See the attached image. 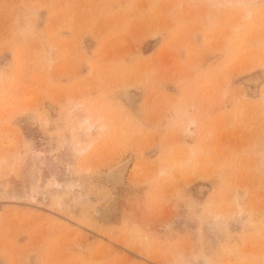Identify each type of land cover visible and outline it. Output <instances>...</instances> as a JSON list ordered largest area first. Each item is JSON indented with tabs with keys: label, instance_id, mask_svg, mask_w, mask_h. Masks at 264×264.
Here are the masks:
<instances>
[{
	"label": "rangeland",
	"instance_id": "1",
	"mask_svg": "<svg viewBox=\"0 0 264 264\" xmlns=\"http://www.w3.org/2000/svg\"><path fill=\"white\" fill-rule=\"evenodd\" d=\"M197 258L264 264V0H0V264Z\"/></svg>",
	"mask_w": 264,
	"mask_h": 264
},
{
	"label": "bare ground",
	"instance_id": "2",
	"mask_svg": "<svg viewBox=\"0 0 264 264\" xmlns=\"http://www.w3.org/2000/svg\"><path fill=\"white\" fill-rule=\"evenodd\" d=\"M252 80H253L252 82H254V79H252ZM129 97L131 98V100L133 99V95H131V96L129 95ZM128 98H126V99L129 100ZM127 159H129V158H127ZM127 166H128V161L122 160V161L118 162L117 164H115L114 166H112L111 168H109V170H107L108 172L107 171L105 172L106 175L109 176V179L111 178L113 180V185L116 184L114 182L119 183L122 180V177L125 173V170L127 169ZM108 176H106V177H108ZM195 264H206V263L202 259L197 258L195 261Z\"/></svg>",
	"mask_w": 264,
	"mask_h": 264
}]
</instances>
